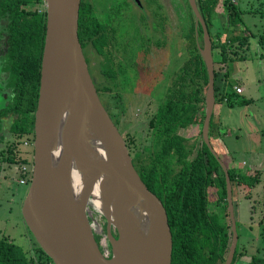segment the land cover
<instances>
[{"label": "trees", "instance_id": "1", "mask_svg": "<svg viewBox=\"0 0 264 264\" xmlns=\"http://www.w3.org/2000/svg\"><path fill=\"white\" fill-rule=\"evenodd\" d=\"M195 1L211 41L215 105L223 104L228 108L249 105L252 101L239 98L234 89L233 63L246 59L245 52L249 50L253 36L264 50V32L255 35L242 20L243 14L264 16V0ZM219 1L225 15L223 19H218V14L215 18L213 16ZM43 4L45 0H0V17L9 20L7 59L11 63L10 78L15 89L12 109L16 119L11 123L10 132L16 136H31V143L46 31L45 11L37 13L32 7ZM174 4L178 37L186 41V46L175 53L178 55L171 65L170 81L163 97L165 102L150 121L156 133L149 150L138 152L131 160L143 183L159 199L166 212L172 236L171 264H224L232 239L231 224L223 225L221 218L208 210L213 188L217 204H223L227 211L228 205L224 171L202 139L208 86V72L200 53L203 30L199 23L196 25L188 0H174ZM238 25H244L243 29H237ZM78 40L89 75L94 79L93 85L104 106L101 94H121L119 85L123 79L120 69L123 63L115 49L118 42L109 38L90 0H81L80 3ZM31 92L35 96L31 97ZM214 120L213 110L209 140L216 135ZM190 125L199 128L197 148L188 146L189 138L179 133ZM23 164H26L25 160ZM226 168L232 197L234 186L252 187L261 182L259 172L247 174L229 165ZM260 226L264 231V209L260 213ZM37 252L39 258L51 261L39 246ZM243 257L244 250L236 247L231 264ZM0 264L36 263L22 248L7 238H0ZM245 264H264V258L251 256Z\"/></svg>", "mask_w": 264, "mask_h": 264}, {"label": "water", "instance_id": "2", "mask_svg": "<svg viewBox=\"0 0 264 264\" xmlns=\"http://www.w3.org/2000/svg\"><path fill=\"white\" fill-rule=\"evenodd\" d=\"M139 5V1L135 0ZM203 30L201 56L208 72L202 139L225 174L232 239L237 246L227 168L210 144L215 106L211 41L195 0H188ZM81 0H45L46 31L34 111L32 173L21 205L23 221L53 264H111L113 241L125 264H171L172 236L163 205L136 172L126 143L101 103L78 40ZM63 122L57 137L53 128ZM78 180L75 190L72 180ZM96 192L99 207L92 204ZM118 199L115 205L114 199ZM89 207L105 220L106 258L95 240ZM116 237L111 234V229Z\"/></svg>", "mask_w": 264, "mask_h": 264}, {"label": "rangeland", "instance_id": "3", "mask_svg": "<svg viewBox=\"0 0 264 264\" xmlns=\"http://www.w3.org/2000/svg\"><path fill=\"white\" fill-rule=\"evenodd\" d=\"M90 1L99 20L102 8L104 10L109 4L118 2V0ZM44 5L33 6L32 10L43 13ZM217 14L218 19L225 16L220 1L213 14L214 18ZM124 19L120 21L123 25L128 24L126 39L119 38L116 44L117 55L123 63L120 69V76L123 79V83L119 85L121 94L118 96L115 92L103 93L101 100L105 102L107 110L115 114L117 128L126 143L129 155L134 158L138 152L146 153L149 150L150 141L156 133L150 126V121L155 117L158 107L165 102L163 97L170 81L171 65L174 57L178 55L175 53L186 46V41L178 37L175 4L174 49L162 41L159 42L161 45L152 43L149 27L141 19L137 9ZM242 20L255 35L264 32V16L243 14ZM8 24L7 18L0 17V38L9 37ZM243 27L244 25H238L237 29L241 30ZM133 28L136 33H131ZM4 49L1 54L7 51V46ZM263 53L264 50L259 47L256 36H253L249 41V50L245 52L246 59L233 63L232 79L234 76L237 78L236 75L239 74V78L246 85V91L239 94V98L252 102L234 108L216 104L214 113L217 112L219 115L223 130L221 131L216 124V135L210 139V144L220 160L224 158L226 164L222 162L225 167L232 157L234 162L240 164V171L243 170V173H260L261 182L254 186L233 188L236 247L238 250L240 248L244 250V257L236 264H245L251 256L264 258V231L260 226V213L264 209V57H261ZM218 67L216 65V68ZM8 75L9 73L5 71L1 75V80L6 82ZM116 102L120 105L118 106ZM1 107L4 108V104L0 109ZM11 123L12 121L4 122L0 119V181L3 182L0 184V238H7L22 248L26 254L33 257L36 264H53L46 258H39L37 243L23 221L20 201H12L9 197L8 189L10 191L24 189L27 192L29 185L20 186L15 171L16 165L13 163H24L25 160L26 164L30 165L32 160V137L13 135L9 132ZM179 131L181 136L189 138L188 146L194 145L195 148L199 146L200 133L197 126L190 125ZM227 131L230 132V136H227ZM27 142L28 145L25 144ZM88 210L91 229L98 237L101 251L109 258L111 245L106 233V223L95 209L89 207ZM208 210L210 214L218 215L223 225L231 224L227 209L223 204L216 202L214 188L210 191ZM111 234L116 236L113 228Z\"/></svg>", "mask_w": 264, "mask_h": 264}, {"label": "flooded vegetation", "instance_id": "4", "mask_svg": "<svg viewBox=\"0 0 264 264\" xmlns=\"http://www.w3.org/2000/svg\"><path fill=\"white\" fill-rule=\"evenodd\" d=\"M138 1H139V5L136 3L135 0H118L117 3L111 5L109 4L104 10L102 8L100 22L104 24L105 29L108 32L109 38L114 39L115 41H117L119 38L126 39L128 24L124 23L123 25L122 21L120 20H125L124 17L126 18L130 13H133L134 10L137 9L140 13L141 19L144 20L146 25L149 27V30L151 32L150 40L152 41V43L154 42L157 43V45H161L159 42L162 41L166 44L168 43V45L170 47L172 46V48L174 49V45H173L174 44V0H138ZM44 11L45 9L43 10V12ZM93 11H94V5H93ZM95 15L97 16L96 13ZM117 20L119 21L117 22ZM134 31L135 30L133 28L131 33H136ZM134 35L135 34H133V36ZM9 38L10 35L8 38H0V106H3L4 104V108L1 107L0 109V119L4 120V122L13 121L16 119V115H15L16 113H14L15 110L12 109L15 89L13 84L11 83V78H10L9 67L11 66V63L7 59V53L9 49ZM5 46H7V51L4 54H1V52L5 50L4 49ZM5 71L9 73L6 82L1 80V75ZM90 76L92 82L94 83V79L92 75ZM38 90H39V83L37 89L36 103L38 98ZM33 96H35V94L31 92V97ZM105 109L108 115L110 116L111 120H113V122L114 121L116 122L115 114L107 110L106 106ZM33 116H34V112H33ZM94 237L99 245V248L101 249L98 237L95 234Z\"/></svg>", "mask_w": 264, "mask_h": 264}, {"label": "crops", "instance_id": "5", "mask_svg": "<svg viewBox=\"0 0 264 264\" xmlns=\"http://www.w3.org/2000/svg\"><path fill=\"white\" fill-rule=\"evenodd\" d=\"M246 62V61H245ZM237 76V78H235V76H234V78L232 79L233 80V84H234V87H237L238 88V90L240 91V92H238L239 94H243L245 91H246V85H245V83L239 78V74H237L236 75ZM264 80V79H263ZM221 105H223V104H221ZM216 106V105H215ZM214 109H215V107H214ZM214 116H215V122H216V124H218V126H219V129H221V131L223 130L222 128H223V123L222 122H220V119H219V115L217 114V112L216 113H214ZM222 127V128H221ZM227 136H230V132H228L227 131ZM219 137V136H218ZM223 162L224 163H226L225 161H224V158H223ZM13 164H17V163H13ZM236 164H238V163H236V162H234V160H232V157H231V160L229 161V163H227V165H229V166H232V167H235V168H239V170H240V164H238V167H237V165ZM9 165H11V164H9ZM243 165V164H242ZM12 166V165H11ZM244 166H246V165H244ZM4 168V167H3ZM3 170V169H2ZM242 170V169H241ZM243 171V170H242ZM0 184L2 185L3 184V182H1L0 181ZM20 186H24V185H20ZM8 191L10 192V198L12 199V201L13 200H16V201H20V205H22V202H23V200H24V198H25V196H26V191H24V189H20V190H17V189H15L14 191H10L9 189H8Z\"/></svg>", "mask_w": 264, "mask_h": 264}, {"label": "bare ground", "instance_id": "6", "mask_svg": "<svg viewBox=\"0 0 264 264\" xmlns=\"http://www.w3.org/2000/svg\"><path fill=\"white\" fill-rule=\"evenodd\" d=\"M62 126H63V122H61L60 125L55 126L53 128L54 133L57 134V137L61 134V130H62ZM72 184L73 187L75 188V190H78L79 187V182L78 180L73 179L72 180ZM96 192L93 194V201L92 204L95 207H99V202L97 200V196H96ZM115 205L118 204V199H114L113 202ZM126 263V257L124 255V252L122 251V249L120 248L119 243H117L116 241H113V245H112V261L111 264H125Z\"/></svg>", "mask_w": 264, "mask_h": 264}, {"label": "built area", "instance_id": "7", "mask_svg": "<svg viewBox=\"0 0 264 264\" xmlns=\"http://www.w3.org/2000/svg\"><path fill=\"white\" fill-rule=\"evenodd\" d=\"M234 89L237 93L240 92L237 87H234ZM25 144L28 145V142ZM15 171L18 174V177H17L18 183L20 185L27 186V184L29 183V181L31 179L32 163L30 165H27V164H23V163L18 162V164H16V166H15Z\"/></svg>", "mask_w": 264, "mask_h": 264}]
</instances>
